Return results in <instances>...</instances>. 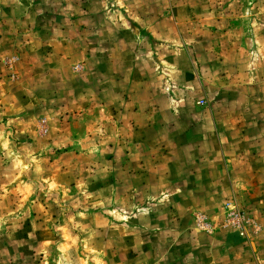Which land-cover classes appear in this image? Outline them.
Segmentation results:
<instances>
[{"label": "rangeland", "instance_id": "rangeland-1", "mask_svg": "<svg viewBox=\"0 0 264 264\" xmlns=\"http://www.w3.org/2000/svg\"><path fill=\"white\" fill-rule=\"evenodd\" d=\"M261 135L264 0H0V264H264Z\"/></svg>", "mask_w": 264, "mask_h": 264}, {"label": "built area", "instance_id": "built-area-1", "mask_svg": "<svg viewBox=\"0 0 264 264\" xmlns=\"http://www.w3.org/2000/svg\"><path fill=\"white\" fill-rule=\"evenodd\" d=\"M227 221L230 225L234 226L241 235H244L246 232V219L240 210L229 206Z\"/></svg>", "mask_w": 264, "mask_h": 264}, {"label": "crops", "instance_id": "crops-1", "mask_svg": "<svg viewBox=\"0 0 264 264\" xmlns=\"http://www.w3.org/2000/svg\"><path fill=\"white\" fill-rule=\"evenodd\" d=\"M262 136H264V135H261V136H257V137H262Z\"/></svg>", "mask_w": 264, "mask_h": 264}]
</instances>
